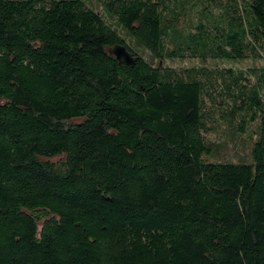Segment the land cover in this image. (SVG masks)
<instances>
[{
  "label": "trees",
  "instance_id": "16d2710c",
  "mask_svg": "<svg viewBox=\"0 0 264 264\" xmlns=\"http://www.w3.org/2000/svg\"><path fill=\"white\" fill-rule=\"evenodd\" d=\"M97 1L158 60L264 59V0ZM0 264H264V67L154 65L85 0H0Z\"/></svg>",
  "mask_w": 264,
  "mask_h": 264
},
{
  "label": "rangeland",
  "instance_id": "374dc122",
  "mask_svg": "<svg viewBox=\"0 0 264 264\" xmlns=\"http://www.w3.org/2000/svg\"><path fill=\"white\" fill-rule=\"evenodd\" d=\"M86 3L90 6H92L95 10H97L102 17L105 19V21L110 24L115 30H117L129 43V45L132 47V49L138 53L139 55L145 57L150 63L154 65L163 64L165 66L174 67L177 69L182 68H188L193 66H208L209 68H233L236 70H247L249 68L255 67V66H262L264 67V59H245V60H225V59H207L206 61H202L199 58L194 57H188L184 59L180 58H174V59H163L158 60L150 51L142 44L140 43L135 37H133L122 25L118 24V21L116 17H114L112 14L108 13L102 6L100 2L97 0H85ZM223 84V83H222ZM218 92V100L221 102V110L226 112L229 107L232 104V98L229 97L227 88L225 84H223V87H219ZM215 117H218L216 114L214 117H210L209 124L212 126V128H209L204 132L206 137L214 142L217 143H223L227 140H230L227 142V151H233L232 148V142H231V132H224V130L221 127H218L216 125V121L214 120ZM238 153L241 155L246 154V150L244 149L243 145H240L238 147Z\"/></svg>",
  "mask_w": 264,
  "mask_h": 264
},
{
  "label": "water",
  "instance_id": "95a60500",
  "mask_svg": "<svg viewBox=\"0 0 264 264\" xmlns=\"http://www.w3.org/2000/svg\"><path fill=\"white\" fill-rule=\"evenodd\" d=\"M110 53L116 56L119 61L127 64H134L136 62V56L122 44H117L110 48Z\"/></svg>",
  "mask_w": 264,
  "mask_h": 264
}]
</instances>
